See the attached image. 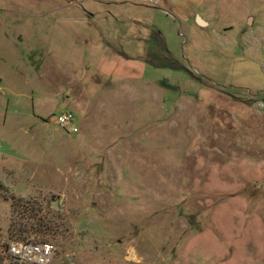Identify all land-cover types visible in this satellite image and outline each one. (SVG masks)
Segmentation results:
<instances>
[{"label": "rangeland", "instance_id": "1", "mask_svg": "<svg viewBox=\"0 0 264 264\" xmlns=\"http://www.w3.org/2000/svg\"><path fill=\"white\" fill-rule=\"evenodd\" d=\"M0 57L3 245L264 264V0H0Z\"/></svg>", "mask_w": 264, "mask_h": 264}, {"label": "built area", "instance_id": "2", "mask_svg": "<svg viewBox=\"0 0 264 264\" xmlns=\"http://www.w3.org/2000/svg\"><path fill=\"white\" fill-rule=\"evenodd\" d=\"M76 117L72 113L57 116L58 125L67 132H78L75 124ZM57 252L50 243H8L0 242L1 255L10 259L14 264H51Z\"/></svg>", "mask_w": 264, "mask_h": 264}, {"label": "crops", "instance_id": "3", "mask_svg": "<svg viewBox=\"0 0 264 264\" xmlns=\"http://www.w3.org/2000/svg\"><path fill=\"white\" fill-rule=\"evenodd\" d=\"M27 10H32V9H27ZM23 11V12H21V14H24V13H26L27 15H29V14H31V13H33L34 12V15H35V17H41V19H43L45 22L47 21V19L45 18L46 16H48L49 15V13L48 12H46V11H38L39 10V8H34L32 11ZM52 10H55V9H52ZM64 10H66V8L64 9ZM56 11V10H55ZM65 13H66V11H65ZM64 20H66V19H68V18H66V17H64L63 18ZM86 17H84V18H82V21H86ZM34 23H38V20H36V21H34ZM21 37V36H20ZM80 52V51H79ZM78 52V53H79ZM46 60V59H45ZM45 60H43V61H45ZM3 62L4 64H5V59L3 58V57H0V62ZM82 72H83V70H82ZM3 82V79L0 77V84Z\"/></svg>", "mask_w": 264, "mask_h": 264}, {"label": "water", "instance_id": "4", "mask_svg": "<svg viewBox=\"0 0 264 264\" xmlns=\"http://www.w3.org/2000/svg\"><path fill=\"white\" fill-rule=\"evenodd\" d=\"M198 23L201 25V26H205L207 25L206 22L204 20H202L200 17H198Z\"/></svg>", "mask_w": 264, "mask_h": 264}]
</instances>
